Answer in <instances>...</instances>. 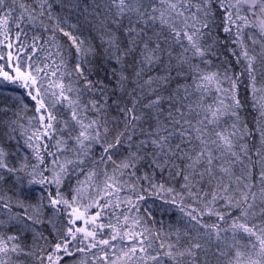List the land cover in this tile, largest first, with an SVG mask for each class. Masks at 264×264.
<instances>
[{
  "label": "snow or ice",
  "instance_id": "obj_1",
  "mask_svg": "<svg viewBox=\"0 0 264 264\" xmlns=\"http://www.w3.org/2000/svg\"><path fill=\"white\" fill-rule=\"evenodd\" d=\"M0 264H264V0H0Z\"/></svg>",
  "mask_w": 264,
  "mask_h": 264
},
{
  "label": "trees",
  "instance_id": "obj_2",
  "mask_svg": "<svg viewBox=\"0 0 264 264\" xmlns=\"http://www.w3.org/2000/svg\"><path fill=\"white\" fill-rule=\"evenodd\" d=\"M157 217H159V213L157 214Z\"/></svg>",
  "mask_w": 264,
  "mask_h": 264
}]
</instances>
